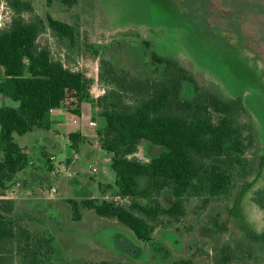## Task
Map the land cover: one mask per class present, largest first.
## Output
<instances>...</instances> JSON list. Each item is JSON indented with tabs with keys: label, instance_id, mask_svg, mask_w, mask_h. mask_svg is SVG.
<instances>
[{
	"label": "trees",
	"instance_id": "1",
	"mask_svg": "<svg viewBox=\"0 0 264 264\" xmlns=\"http://www.w3.org/2000/svg\"><path fill=\"white\" fill-rule=\"evenodd\" d=\"M0 1L10 12L9 21L0 27V100L18 103L0 108V264H131L67 258L55 238L39 228L41 218L18 211L15 200L6 196L9 185L31 163L27 148L15 136L47 133L53 110L80 116L83 103L90 104L93 119L102 120L96 127V142L110 155L115 180L98 188L104 192L99 198L67 199L71 221L81 222L85 212H93L129 230L138 243L149 244L162 257L156 264H196L191 258L171 255L153 238L157 230L181 232L190 217L201 218L213 205L228 204L256 176L261 143L243 95L226 96L216 87L200 84L178 59L158 54L149 41L141 40L161 74L152 78L119 71L100 57L97 83L102 90L93 97V80L72 68L67 55L40 42L50 34L67 48L77 46L78 21L66 23L49 13L43 18L30 1ZM187 1L199 0H184V5ZM44 2L47 8L57 4L68 11L79 0ZM201 2L207 10L206 0ZM230 25L237 29L232 21ZM210 44L215 47L220 40L213 37ZM68 141L78 152L83 139L70 134ZM143 142L160 152L141 159ZM39 157L51 170L53 153L43 149ZM164 190L173 199L169 206L162 202ZM198 251L212 264H264V235L229 234Z\"/></svg>",
	"mask_w": 264,
	"mask_h": 264
},
{
	"label": "rangeland",
	"instance_id": "2",
	"mask_svg": "<svg viewBox=\"0 0 264 264\" xmlns=\"http://www.w3.org/2000/svg\"><path fill=\"white\" fill-rule=\"evenodd\" d=\"M26 1H30L43 18L49 13L66 23L78 21L80 41L77 46L67 48L50 34L43 35L40 42L48 44L61 56L67 55L72 68L84 71L93 80V97L102 90L97 83L100 57L112 61L119 71L152 78L161 74L162 68L149 59L141 40L149 41L158 54L178 59L200 84L216 87L226 96L243 95V102L255 119L261 143L256 176L239 189L228 204L213 205L201 218L190 217L181 232L157 230L153 241L173 256L191 258L196 264H212L199 253V247L216 245L229 234L264 235V205L259 202L264 201V0H206L207 10H203L201 1L204 0L193 4L187 1V5L184 0H79L77 6L68 11L57 4L47 8L44 0ZM9 16L10 12L0 1V24H6ZM231 21L237 29L231 27ZM213 37L220 40L215 47L210 44ZM188 92L186 87L185 94ZM17 105L10 99L0 100V108ZM94 119L97 124L102 123L100 118L94 116ZM49 134L38 131L15 136L16 142L29 150L30 168L38 167L42 146L52 152ZM159 149L143 142L138 157L148 159L157 155ZM55 154L58 165L63 154ZM79 164L83 169L91 165L97 170L94 175L85 170L81 172L86 183L113 184L115 175L110 168V155L105 151L97 148L95 157H82ZM60 174L66 177L67 172L60 169ZM18 179L22 185L11 183L7 198L15 199L18 211L33 212L41 218L39 228L46 229L55 238L67 258L117 259L131 264H156L162 260L149 244L135 241L132 233L115 221L97 218L93 212H85L81 222L71 221L66 199L99 198L103 191L61 193L63 200L47 204L38 200V180L24 193V175ZM48 185L43 186L45 196H49V189L44 188ZM172 201L170 192L164 190L163 204L169 206Z\"/></svg>",
	"mask_w": 264,
	"mask_h": 264
},
{
	"label": "crops",
	"instance_id": "3",
	"mask_svg": "<svg viewBox=\"0 0 264 264\" xmlns=\"http://www.w3.org/2000/svg\"><path fill=\"white\" fill-rule=\"evenodd\" d=\"M74 120L77 123L76 126H74L73 124ZM90 122H93L94 126H91ZM96 127H97V122L93 119L92 109L90 104L88 103H83L81 105L80 116H74L68 114L62 109L53 110L51 112V130L47 132L50 133L49 136H51L49 147L52 148L53 157H54L51 163L52 168L51 170H48V167L42 162V160L38 156L37 159L39 162V164L37 165L38 167L30 168L28 166L20 174V176L24 175V187L22 186V189H24V193H28V190H30V188L33 186V183L38 180L39 181L38 186L40 185L38 187L39 189L38 194L40 196L38 200L48 204L51 202H58L59 200H63L65 197L62 194L65 193L67 194L68 192L70 194L77 191L81 193L91 192L96 194L100 186H105L110 184V183L107 184L103 183L102 181H93L92 183H86L84 181V177L81 174V172L85 170L87 174L91 175V173H89V170L93 166L90 165L88 166V169H83L79 164V159L82 157L86 159L95 157L97 153V148H99L96 142ZM70 134H78L83 139V142L79 146L78 152H75L77 153L78 156L77 159L75 160H74L75 154L73 150L70 148V142L68 141V135ZM43 149H46L45 146H42L40 150ZM68 150H70L71 153H69ZM99 150L101 149L99 148ZM27 153L29 155L28 149H27ZM55 153L63 154V158L60 161H58V165H56L57 157ZM37 169L38 170L43 169V171L42 170L37 171ZM60 169H64L67 172L66 177H63L60 174ZM44 172L46 173L44 174ZM46 183L49 185L44 188L49 189L48 191L49 196L44 195L46 192H44L43 186ZM15 184L17 186L19 185L21 186L22 181L19 180ZM55 192H56V196H54ZM41 195H44V197H41ZM82 198H86V197H82Z\"/></svg>",
	"mask_w": 264,
	"mask_h": 264
},
{
	"label": "built area",
	"instance_id": "4",
	"mask_svg": "<svg viewBox=\"0 0 264 264\" xmlns=\"http://www.w3.org/2000/svg\"><path fill=\"white\" fill-rule=\"evenodd\" d=\"M2 25H3V24H0V27H1ZM73 124H74V126H76L77 123H76L75 120H74ZM90 125H91V126H94V123H93V122H90ZM74 154H75V155H74V160H75V159H77L78 156H77V153L74 152ZM50 159L53 160L54 157H51ZM95 172H96V169H95L94 167H92V168L89 170V173H91V174H94ZM114 199H116V197H115Z\"/></svg>",
	"mask_w": 264,
	"mask_h": 264
}]
</instances>
